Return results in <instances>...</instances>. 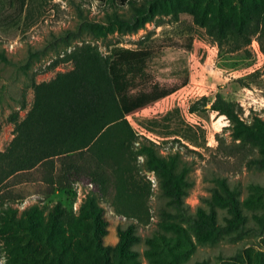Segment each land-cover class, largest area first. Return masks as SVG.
I'll return each mask as SVG.
<instances>
[{"label":"trees","instance_id":"obj_1","mask_svg":"<svg viewBox=\"0 0 264 264\" xmlns=\"http://www.w3.org/2000/svg\"><path fill=\"white\" fill-rule=\"evenodd\" d=\"M92 1L107 6L112 13L99 23L81 19L77 31L68 30L56 38L70 49L61 61L69 63L71 69L49 81L32 83L31 107L23 119L13 116L14 138L0 153V186L14 176L34 173L44 199L60 192L73 202L75 186L83 181L95 191L80 206L78 223L72 224L71 234L64 227L66 211L60 204L52 206L46 217L37 205L20 215L16 209L7 208L5 223L26 241L23 248L13 249V264H141L133 247L141 241L137 227L150 221L148 203L153 188L152 182L142 176V169L155 178L167 206L174 210L171 215L189 218L198 242L215 244L226 235L241 240L248 232L255 234L256 239L247 248L221 258L220 264H264V188L254 186L241 201L236 190L221 180L209 208L198 207L195 214H187L184 199L190 184L187 169L179 167V152L163 156L158 151L160 146L137 135L126 119L125 111L146 98L127 94L128 77L141 72L150 53L113 46L112 58L107 60L96 45L71 46L82 31L102 38L115 29L119 36H126L147 24L159 26L167 18L185 13L218 46L230 36L229 52L235 53L246 48L252 36L264 34V0ZM5 2L20 15L27 0ZM0 62H7L3 50ZM57 64L53 62L50 68ZM208 104L202 97L191 104L189 113L210 111L225 117L231 137L252 145L257 152L254 162L264 169V121L254 118L252 124L245 123L239 107L219 95L207 109ZM24 198L6 191L0 203L12 204ZM100 202L112 214L132 221L116 229L118 240L113 246L104 244L109 223ZM215 208L224 212L222 223ZM162 228V233L145 240L148 248L144 254L149 264H181L185 248L178 238L166 235H179V226L167 223Z\"/></svg>","mask_w":264,"mask_h":264},{"label":"rangeland","instance_id":"obj_2","mask_svg":"<svg viewBox=\"0 0 264 264\" xmlns=\"http://www.w3.org/2000/svg\"><path fill=\"white\" fill-rule=\"evenodd\" d=\"M111 13L112 9L92 0H27L19 15L5 0H0V50L7 57V62H0V153L14 138L13 116L21 120L31 107L32 83L49 81L57 73L71 69L69 63L61 61L67 48L56 38L68 30L77 31L81 19L99 23ZM165 21L159 26L147 24L136 34L126 36H119L115 29L102 38L82 31L71 46L96 45L107 60L112 58L113 46L148 51L151 56L141 72L128 77L127 94L146 97L142 105L155 102L143 109L138 105L125 111L130 126L137 135L159 145L163 156L179 152V167L187 169L190 184L184 199L187 214H195L198 207L208 209L221 180L235 189L243 201L254 186L264 188V169L254 162L256 149L231 137L225 117L210 111L191 115L188 109L202 97L210 104L219 95L239 107L245 123L252 124L254 118L264 121V34L252 36L246 48L230 53V36L218 46L185 13ZM55 61L57 66L50 68ZM138 164L142 169L141 158ZM141 174L147 180L152 177L143 169ZM36 180L37 174L27 173L9 178L0 186V196L6 191L25 196L16 203H0V264H13V249L23 248L26 243L19 232L5 223L7 208L16 209L20 215L37 205L46 217L52 206L60 204L66 211L64 227L71 234L72 224L78 223L80 206L95 191L83 181L75 186L73 202L60 192L44 199ZM166 202L158 188L153 187L148 203L151 218L147 225L137 227L141 241L133 247L141 264H149L144 254L148 248L145 240L162 233V226L167 223L179 226V235H166L178 238L185 248L181 264H220L221 258L234 256L256 239L255 234L248 232L241 240L226 235L215 244L200 243L189 218L173 217L174 210ZM99 204L109 223L104 244L113 246L118 240L116 229L125 228L132 221L112 214L102 202ZM215 209L222 223L224 212Z\"/></svg>","mask_w":264,"mask_h":264},{"label":"crops","instance_id":"obj_3","mask_svg":"<svg viewBox=\"0 0 264 264\" xmlns=\"http://www.w3.org/2000/svg\"><path fill=\"white\" fill-rule=\"evenodd\" d=\"M153 102H155V101H153ZM153 102H151V103H153ZM151 103H148L147 105H145V104H143V105L140 104V105H141L140 109L145 108L146 106H148V105L151 104ZM140 105H139V106H140ZM139 106H138V107H139ZM136 107H137V106H136ZM125 114H126V113H125ZM192 114H193V113H192ZM192 114H191V115H192ZM125 116H126V115H125ZM127 117H128V116H126V119L128 120V122H130L129 119H128ZM157 143H158V142H157ZM150 175H151V174H150Z\"/></svg>","mask_w":264,"mask_h":264},{"label":"built area","instance_id":"obj_4","mask_svg":"<svg viewBox=\"0 0 264 264\" xmlns=\"http://www.w3.org/2000/svg\"><path fill=\"white\" fill-rule=\"evenodd\" d=\"M149 179H150V181L152 182V186H153V187H156V181H155V178L153 177V175H152V177H150Z\"/></svg>","mask_w":264,"mask_h":264}]
</instances>
